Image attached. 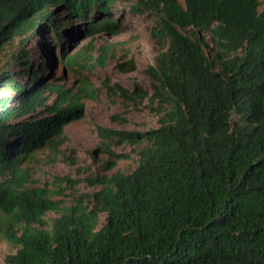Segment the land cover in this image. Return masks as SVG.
Wrapping results in <instances>:
<instances>
[{"label": "trees", "instance_id": "16d2710c", "mask_svg": "<svg viewBox=\"0 0 264 264\" xmlns=\"http://www.w3.org/2000/svg\"><path fill=\"white\" fill-rule=\"evenodd\" d=\"M119 1L0 0V49L16 37L23 43L0 69V236L18 247L6 264H264L261 0H139L132 9L155 13L151 34L168 41L145 69L151 91L109 78L104 85L134 107L146 98L160 126L97 128L103 139L146 141L138 165L88 178L100 187L64 207L49 189L27 185V163L39 150L58 153L83 100L98 98L87 79L77 91L50 82L49 60L39 51L41 64L33 62L27 35L43 27L64 39L71 19L89 34L109 33ZM51 41L72 72L109 54L103 48L95 59L90 45L67 55ZM108 152L107 167L123 156ZM48 211L62 213L49 221Z\"/></svg>", "mask_w": 264, "mask_h": 264}, {"label": "rangeland", "instance_id": "374dc122", "mask_svg": "<svg viewBox=\"0 0 264 264\" xmlns=\"http://www.w3.org/2000/svg\"><path fill=\"white\" fill-rule=\"evenodd\" d=\"M139 0H120L115 4L113 18L116 20L114 30L109 33H87L79 21L67 20L64 27L66 36H61L52 29L39 27L37 31L27 35L26 49L32 53L31 59L36 65L41 64L39 51L45 53L49 60L47 76L50 82L60 83L66 88L78 90L81 79H87L97 99L85 98L82 115L65 128L67 141L60 146L58 153L49 150H39L36 159L29 164L33 170V180L29 187H45L50 190L51 198L60 200L61 206L73 205L79 195L94 192L100 186L91 185L87 179L98 175H110L116 171L131 172L139 163L140 150L146 141L139 139L134 142H118L103 139L98 135L99 126L131 131H147L160 126V114L147 106L145 98L135 107L120 96L108 94L104 85L106 79L112 83H120L130 90L141 85L151 91L150 79L145 69L154 63L156 55L167 48L168 41L158 43L151 34V29L158 22V16L153 12L138 13L132 9ZM183 1V0H181ZM260 11H264V0H261ZM104 14H100V17ZM65 19H68L67 17ZM67 35H71L66 38ZM51 38L62 42L67 49V55L89 50L95 59L108 50L105 64L96 62L90 68L72 72L63 67L59 61L60 48L52 44ZM70 38V39H69ZM23 45L22 37H16L5 43L0 49V69L6 65L8 54L17 51ZM19 69V67H15ZM26 77L24 82L29 81ZM58 95H53L52 102ZM109 150L123 156L115 159L107 167L111 159ZM70 180V181H69ZM62 212L48 211L46 219L51 221ZM105 214L99 218V226L105 221ZM18 247L0 236V264H6V256L16 253Z\"/></svg>", "mask_w": 264, "mask_h": 264}]
</instances>
